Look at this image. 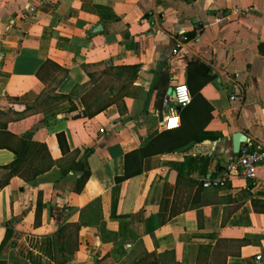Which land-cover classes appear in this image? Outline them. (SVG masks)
I'll list each match as a JSON object with an SVG mask.
<instances>
[{
  "label": "crops",
  "instance_id": "0c3cea01",
  "mask_svg": "<svg viewBox=\"0 0 264 264\" xmlns=\"http://www.w3.org/2000/svg\"><path fill=\"white\" fill-rule=\"evenodd\" d=\"M42 128L53 167L0 186V264H264V162L204 187L235 133L264 143V0H0V167Z\"/></svg>",
  "mask_w": 264,
  "mask_h": 264
},
{
  "label": "built area",
  "instance_id": "2783aa9c",
  "mask_svg": "<svg viewBox=\"0 0 264 264\" xmlns=\"http://www.w3.org/2000/svg\"><path fill=\"white\" fill-rule=\"evenodd\" d=\"M32 11L33 8H30ZM189 40L186 34H181L175 39V53L181 50ZM174 96L180 108L186 107L192 101L190 88L186 84H179L174 89ZM235 99V96L232 97ZM181 125L178 113H173L165 118L162 127L167 130L179 128ZM264 162V143L247 137L242 144L240 151L235 157L230 159L225 167V171L216 177L207 178L204 187L222 188L233 178H244L254 180L257 177L258 166Z\"/></svg>",
  "mask_w": 264,
  "mask_h": 264
},
{
  "label": "trees",
  "instance_id": "16d2710c",
  "mask_svg": "<svg viewBox=\"0 0 264 264\" xmlns=\"http://www.w3.org/2000/svg\"><path fill=\"white\" fill-rule=\"evenodd\" d=\"M61 99H65V96H59ZM59 97H54L55 100L60 99ZM39 121L45 122L44 118L39 116ZM39 134L38 140L34 139L33 131H26L24 135L20 138L17 147H13L16 154V158L8 164V166L0 167V169L6 170L7 172L0 180V186H6L12 177L19 176L27 181L34 180L38 174L43 171L49 170L53 167L54 162L49 154L48 147L46 145L45 136L47 132L45 128L37 130ZM59 142L63 150H67L66 139L64 134H59ZM90 170H84L82 176L78 179L76 184V190L81 192L87 179L89 178ZM79 225H76V231H78ZM170 255L165 254V259L163 258V264H166L167 259H170ZM179 264V263H177Z\"/></svg>",
  "mask_w": 264,
  "mask_h": 264
},
{
  "label": "water",
  "instance_id": "95a60500",
  "mask_svg": "<svg viewBox=\"0 0 264 264\" xmlns=\"http://www.w3.org/2000/svg\"><path fill=\"white\" fill-rule=\"evenodd\" d=\"M201 67L206 70V65L204 63L201 64ZM247 135L244 132H237L233 136V147L234 153L238 154L242 144L246 141Z\"/></svg>",
  "mask_w": 264,
  "mask_h": 264
}]
</instances>
